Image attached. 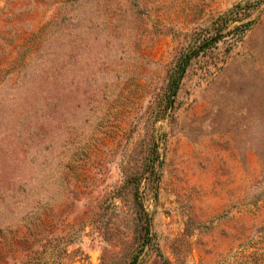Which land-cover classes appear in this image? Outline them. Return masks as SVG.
I'll return each mask as SVG.
<instances>
[{
    "label": "rangeland",
    "instance_id": "374dc122",
    "mask_svg": "<svg viewBox=\"0 0 264 264\" xmlns=\"http://www.w3.org/2000/svg\"><path fill=\"white\" fill-rule=\"evenodd\" d=\"M0 264H264V0H0Z\"/></svg>",
    "mask_w": 264,
    "mask_h": 264
},
{
    "label": "water",
    "instance_id": "95a60500",
    "mask_svg": "<svg viewBox=\"0 0 264 264\" xmlns=\"http://www.w3.org/2000/svg\"><path fill=\"white\" fill-rule=\"evenodd\" d=\"M212 41H214V40H212ZM212 41H211V42H212Z\"/></svg>",
    "mask_w": 264,
    "mask_h": 264
}]
</instances>
